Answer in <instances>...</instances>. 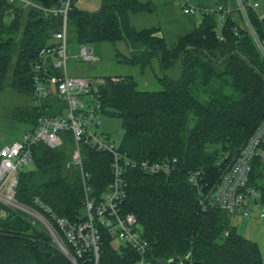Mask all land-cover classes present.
<instances>
[{"label":"trees","instance_id":"1","mask_svg":"<svg viewBox=\"0 0 264 264\" xmlns=\"http://www.w3.org/2000/svg\"><path fill=\"white\" fill-rule=\"evenodd\" d=\"M45 9H60L65 0H30ZM74 0L68 11V36L82 45L124 43L129 53L116 48L121 64L144 71L157 61L160 91L138 88L132 77H104L101 88L104 113L122 120L124 139L118 149L138 161L177 159V170L168 176L127 170L126 213L134 214L152 247L153 264L176 258L187 264H264L259 245L246 238L221 210L204 209L200 191L190 175L212 187L219 179L223 157L235 155L264 121V55L236 9L219 27L218 14L204 16L196 30L168 48L158 30L136 31L130 13L145 10L136 0H103L96 12L79 10ZM15 18L10 20V10ZM251 26L264 41V16L249 8ZM64 23L62 14H46L35 6L0 0V92L7 88L28 95L34 89L33 65L40 50L53 44V35ZM173 61L182 63V75H167ZM56 115V114H51ZM8 118L36 127L38 115L31 102L14 107ZM84 170L91 178V196L100 200L112 178V156L84 145ZM74 139L64 132V145L33 148V169L23 170L17 200L40 212L49 222L43 203L58 217L78 222L85 214L81 171L72 165ZM264 151V146H262ZM251 182L264 192L256 178ZM0 219V264H73L58 248L46 228L33 224L19 210L9 209ZM52 223V222H51ZM228 232L229 235L225 236ZM138 254L118 248L104 238L102 264H134Z\"/></svg>","mask_w":264,"mask_h":264},{"label":"built area","instance_id":"2","mask_svg":"<svg viewBox=\"0 0 264 264\" xmlns=\"http://www.w3.org/2000/svg\"><path fill=\"white\" fill-rule=\"evenodd\" d=\"M19 3L24 7L35 6L46 14H62V29L53 35V44L40 50L33 65L34 89L31 104L36 109L38 124L27 128L22 136L0 149V219H7L9 209L27 211L17 201V187L21 172L33 161V148L44 144L51 149L64 145V132L70 131L74 139L71 157L73 166L81 171L85 191V214L78 222L58 217L51 209L40 202L50 215L51 222L39 213H32L52 237L58 248L73 264H102L101 255L105 237L112 239L118 248H131L138 254L134 264H153L150 254L151 243L144 236L134 214L124 211L127 183L124 173L127 170H140L148 175L168 176L177 170V159L151 162L138 161L123 153L105 133L100 131L99 116L104 113L101 88L106 80L103 77L71 75L69 67L68 11L74 0L63 1L62 7L45 9L34 5L30 0H5ZM252 8L260 17L261 1L237 0V9L242 13V28H247L264 55V41L260 40L251 26L247 10ZM184 14L195 15L198 9L185 4ZM230 10L219 5L203 14H218V24L222 25ZM10 20L15 18V10H10ZM83 61L99 60L84 45L81 51ZM56 114V115H51ZM84 145L96 152L112 156V178L100 200L91 196L90 174L84 170ZM264 121L256 132L246 140L235 155L226 154L221 164L222 172L217 182L209 187L200 181V173L190 175L191 183L200 191V203L206 210H221L227 216L243 220L251 219L252 209L264 219V192L257 188L251 177L256 165H264ZM35 224V223H33ZM229 233L226 232L225 236ZM176 258L167 260L168 264ZM177 264H187L178 261Z\"/></svg>","mask_w":264,"mask_h":264},{"label":"rangeland","instance_id":"3","mask_svg":"<svg viewBox=\"0 0 264 264\" xmlns=\"http://www.w3.org/2000/svg\"><path fill=\"white\" fill-rule=\"evenodd\" d=\"M102 2L103 0H78L76 7L79 10L96 12L101 8ZM261 10H264V1H261ZM219 27H221V25ZM68 41L70 57L69 67L71 75L103 78L111 77L113 80H115L116 77L130 76L137 81L138 88L140 90H163V86L155 78V74L160 73V67L157 61H154L153 66L148 67L144 71L139 66H130L118 62L116 48H118L121 53H129L128 48L124 43H119L117 47L111 43L88 44L87 47L93 50L94 55L99 58L97 62L91 63L83 61L81 51L84 45L77 42V40L71 34H69ZM30 102L31 99L28 95L21 94L18 91L5 87V89L0 92V119H8L9 113L14 107L27 106ZM99 121L100 131L108 135L116 146H120L124 139L122 120L120 118L101 113L99 116ZM31 169H33L32 163L28 167L24 168V170ZM259 172H261L262 175L257 176V184L264 186V165L260 167ZM18 203L21 207H26L27 211L39 215L40 212L36 211L35 209L25 206L19 201ZM21 212L26 214L32 223H35L36 225L41 224L45 228V225L35 218L32 213H26L24 211ZM231 223L233 226L237 227L238 231L246 238L256 242L259 245L261 252L264 254V219L260 218L257 210L252 209L251 219L243 220L239 217H236L232 218Z\"/></svg>","mask_w":264,"mask_h":264},{"label":"crops","instance_id":"4","mask_svg":"<svg viewBox=\"0 0 264 264\" xmlns=\"http://www.w3.org/2000/svg\"><path fill=\"white\" fill-rule=\"evenodd\" d=\"M145 10L130 13L129 22L136 31L158 30L170 49H175L181 38L193 33L203 22L204 12L223 5L230 11L237 9V0H136ZM250 2L253 0H244ZM185 4L198 9L195 15H186ZM242 23V22H240ZM167 75L177 80L182 75V63L173 61ZM27 127L8 119H0V149L20 138Z\"/></svg>","mask_w":264,"mask_h":264},{"label":"water","instance_id":"5","mask_svg":"<svg viewBox=\"0 0 264 264\" xmlns=\"http://www.w3.org/2000/svg\"><path fill=\"white\" fill-rule=\"evenodd\" d=\"M254 1H264V0H254Z\"/></svg>","mask_w":264,"mask_h":264}]
</instances>
